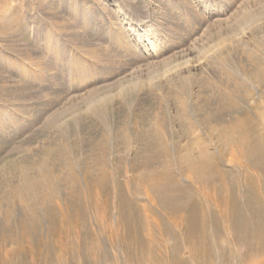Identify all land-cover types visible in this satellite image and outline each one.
I'll list each match as a JSON object with an SVG mask.
<instances>
[{
	"label": "rangeland",
	"instance_id": "rangeland-1",
	"mask_svg": "<svg viewBox=\"0 0 264 264\" xmlns=\"http://www.w3.org/2000/svg\"><path fill=\"white\" fill-rule=\"evenodd\" d=\"M251 57L264 60V0H0V264H114L106 238L100 240L102 251L91 249L94 244L85 229L92 226L96 229L92 201L81 196L75 197L74 205H61L65 214L61 221L57 207L37 206L33 210L30 206L27 211L29 204L23 201L26 190H19L24 177L31 179L37 171L44 174L41 178L46 174L49 178L54 171L62 198L68 179L64 168L68 164L66 153L72 159L75 157L73 161L79 165L75 166L76 173L81 179V169L97 157L96 147L112 166L108 167L107 188L111 194L102 196L100 207L107 206L112 215L118 210L120 229L126 232L114 252L122 264L137 263L134 258L136 253L141 258V250L130 255L126 249L136 241L133 238L136 219L125 190L126 185L130 189L135 185L136 173L129 168L140 146L132 143L130 150H126L120 140L122 132L129 136L148 134L151 123L166 122L173 152L186 141L177 121L179 96L178 100L182 98L194 118L199 119V137L205 140L207 115L216 112L220 104L216 93H211V86L216 88L221 78L230 74H241L238 58L247 69H254ZM256 89L252 84L249 93L240 95L250 107L261 104L264 109V100H259ZM246 114L251 119L246 128H255L253 134H257L261 129L260 124L255 126L258 117L250 110ZM234 117L243 116L237 113ZM58 123L69 124V128L66 126L61 134L55 130L46 133L47 136L43 134ZM213 144L214 151L218 150L216 139ZM218 156L217 161L223 167L224 162ZM115 159L124 164L116 165ZM48 165L52 171H48L51 170ZM237 173L242 171L238 169L233 175ZM115 174L120 185L113 179ZM180 179L188 183L187 176ZM237 179L239 186L231 185V180L229 189L246 190L242 176ZM201 183L208 188L204 181L199 182L200 187ZM205 186L199 188L206 190ZM77 222L80 235L75 232ZM61 223L67 232L63 239L57 234ZM209 230L214 264H264L263 240L253 235L219 237L213 235V228ZM166 239L171 248L173 240ZM61 243L68 247L66 255L58 250ZM62 256L63 260L58 262ZM74 256L80 259L76 261Z\"/></svg>",
	"mask_w": 264,
	"mask_h": 264
},
{
	"label": "bare ground",
	"instance_id": "bare-ground-1",
	"mask_svg": "<svg viewBox=\"0 0 264 264\" xmlns=\"http://www.w3.org/2000/svg\"><path fill=\"white\" fill-rule=\"evenodd\" d=\"M119 16L120 15H116V18ZM250 59H252V63L255 64V67L254 64H252L251 66L254 67V69H247V67L244 65V61L241 58H238L240 67L239 72L241 74H230L224 79L221 78V83H219L216 88L214 86H211V93H216L218 98H220V104L218 108H216L217 110H214L216 112L210 111L207 115V119L205 121L207 135L205 140L199 137V119L197 120L194 118L189 109L190 107H188L185 101L181 100V97V99L178 100L179 96H176V101L177 103H179L177 104L179 113V115H177V121L180 125L179 128L181 127V130L184 131V137L186 138V141L185 143L176 146L173 152L171 151V143L169 142L170 139L168 138L166 131V127H168L167 125H165L166 122H153L151 123V126L148 124V127L150 126L147 129L149 131L147 132L148 134H144L143 129V131L141 130L143 133H136L135 135L131 136L124 134L123 131L120 137L121 139H117L121 140L122 145L126 148V150H130V145L132 143L140 146L138 150L136 148L137 151L135 150L134 152V162L132 163L131 168H129L130 171L132 170L134 174L136 173L133 180V184L135 185L133 189H130V187L126 185L125 190L128 199L132 201L133 210L135 213L134 219H136V223L133 224V238L136 241L133 243V240H130L132 243H130V245L126 249L129 254L138 250H141L139 254H142L141 258L139 259L137 258L138 253H136V258L134 259H136L138 262L131 263V261L130 264H214V249L212 245H209V238L211 237L209 230L210 228H213V235L219 237L234 235L242 238L244 236L246 237V235H253L255 236L254 238L258 237L264 242V109L260 107L261 104H253L252 107H250L246 102L248 100L244 99L242 95H240L243 92L246 94L249 93L251 90V85L253 84L259 90V100H264V65L262 63L264 60L255 57H251ZM195 84L197 85V83ZM126 90L128 89H123L122 91L126 92ZM243 96H245V94ZM134 97V99H136L135 95ZM102 104H104L103 101ZM207 106H209V104ZM103 109H105V106ZM196 109L199 110V108ZM105 110L107 111V108ZM248 110H250L253 115L255 114L258 117L257 120L253 118L255 120V126L257 124L261 125V129L259 128L260 130L259 132L257 131V134L256 132L255 134H253L255 128L254 130H252V128L249 130L248 128L250 127L246 128V122L247 124H249L248 122H250L251 120L250 117L247 116L248 114H246V111ZM237 113L243 116L242 119L234 117V114ZM93 115L95 116V113H93ZM100 117H102V115H100ZM213 122L214 124H216V128L211 125V123ZM251 124L253 125L254 123ZM68 125L65 123L55 124L54 126L49 127L47 131H44L45 133L43 134H51L53 130H55V132H60L61 134L63 133L66 126L69 128ZM138 129L140 128L138 127ZM215 139L219 144V149H216L217 152L212 148L214 145L213 141ZM106 144L107 143H105V145ZM96 148L98 149V152L96 153L97 157L94 158L90 163H87L89 161V158H87V165L82 162L85 165L80 171L82 172V181L78 177L79 173H76L75 164L77 163H75L76 160L73 161L75 157L74 159H72V157L68 156V154L66 153V157H68V164H64L65 167H63L67 170L68 179H66L67 182H65L66 184H64V189L66 191L65 193H63L64 196L62 198H59V196H61V189L59 188L55 179V177H57L55 172H50L49 178H46L48 176V174L46 173H48V171H52V167L50 168L49 165L48 167L51 170L48 169V171H46V177H44L45 179L43 177L41 178L42 172L39 173L36 171L30 177L31 179H28L27 176L24 177L25 180L20 185L21 188H19V190H26L25 198L23 201L29 204L27 206V204L24 203L25 207L27 206L28 208L27 211L29 210L30 206L34 208L33 210H35L37 206H44L47 209L57 207L58 211H60L61 214V221H64L65 219V214L61 205H64V207H66L67 205L70 206L71 204L74 205L77 200L75 197L81 198V196L85 197V201L88 199L89 201H92L95 205V214L93 215L92 219L97 225L96 229L93 228V226L90 228L87 227L85 229L89 234L88 237L94 244V247L92 245L91 249H94V251L97 252L102 251L103 243L101 242V239L104 237L110 245L111 253L114 258V264H122L118 253L114 252L116 251L117 246H120V242L126 236V232L120 229L119 226L120 219L118 210H116V212L112 215L110 214V212L112 213L113 211H108L107 206L100 207V202L104 200H101L102 196L105 197V194H108V196L111 194V192H108L107 190L109 182L108 180L110 177L108 173V167H112L108 164L111 161L109 162L108 160L107 164V158L105 157V159L104 155L100 153L101 149L99 150L98 147ZM68 149L69 148L67 147V150ZM119 151L124 153V151ZM115 152L110 153L114 154ZM127 153L129 152L127 151ZM216 154L219 155L221 160L224 162L223 167L219 165ZM109 156L111 157V154ZM113 158H116V156ZM117 159H115L116 161H113L116 162V165L122 163L120 159V162L117 161ZM210 163H213V165H211ZM54 167L56 168V165ZM236 169L242 171V174H239V172L237 173V176L233 175L237 172ZM57 171H59V169H57ZM213 171L214 174H211V172ZM128 172L129 170H127V173ZM61 174L62 176H65V173H60V175ZM42 176H44V174ZM183 176H187L188 183L184 184V182H181L180 177ZM241 176L243 178L242 181L244 182L248 190H233L232 188H230L232 189L230 190L229 186L231 180V185H235L238 187L240 184V180L238 183V181H235V177L239 179V177ZM113 177L115 183H118V185H120L116 174ZM200 181L206 182V185H209L208 188L211 186L210 184H213L214 182V185H212L213 189L210 190L203 184V186H205L207 189L202 190L203 186L201 183L202 187H200ZM215 183H217L218 185H216ZM215 185L217 187L219 186V188H221L222 190H216L217 188ZM113 186L116 187L115 184H113ZM199 187L202 189H200ZM214 187L216 188L215 190ZM64 189L62 187V191ZM74 191L76 192L74 193ZM116 193L118 194V192ZM88 205H90V203ZM102 209L104 213H101ZM29 213L32 214V212L30 211ZM77 214L76 216L79 215ZM77 219L79 218L77 217ZM235 222L239 223V226H236L238 224H236ZM64 226L65 225L61 223L60 230L59 232H57L61 239L64 238L63 234L66 232ZM76 228L77 230H75V232L76 234H78L80 232L78 222L76 223ZM166 238L173 240L174 245L171 248H169ZM68 241L69 240H67V242ZM81 241L82 240H80L79 242ZM84 244L86 245L87 242H85ZM136 244L141 245L138 246ZM58 245V250L61 252V254H65L68 249L67 245L62 243ZM73 249L75 250V248ZM83 249L85 250V248ZM168 250H170V252ZM262 250L264 251V248H262ZM167 251L170 254L167 253ZM82 253L80 254L82 255ZM86 253L89 254L90 252H85V255ZM72 254L74 255V252L71 253V255ZM75 254L78 255V253ZM98 255L99 253L97 254V257ZM89 256H91V254ZM92 256H96V253H94V255ZM70 258L75 261L74 258ZM75 258L76 261L80 259L78 257ZM60 259L63 260V256L62 258H58V262ZM126 262L127 261H125V263Z\"/></svg>",
	"mask_w": 264,
	"mask_h": 264
}]
</instances>
